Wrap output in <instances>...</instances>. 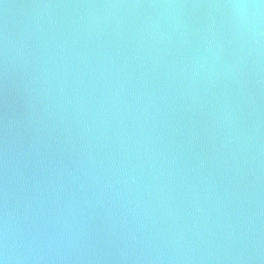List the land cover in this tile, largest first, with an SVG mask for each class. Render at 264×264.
I'll return each instance as SVG.
<instances>
[{"label": "water", "instance_id": "95a60500", "mask_svg": "<svg viewBox=\"0 0 264 264\" xmlns=\"http://www.w3.org/2000/svg\"><path fill=\"white\" fill-rule=\"evenodd\" d=\"M260 0H0L5 264H264Z\"/></svg>", "mask_w": 264, "mask_h": 264}, {"label": "clouds", "instance_id": "9594fccd", "mask_svg": "<svg viewBox=\"0 0 264 264\" xmlns=\"http://www.w3.org/2000/svg\"><path fill=\"white\" fill-rule=\"evenodd\" d=\"M261 5H264V0H260V4L259 5H246V4H235L233 5L234 8H245V7H259ZM0 264H5V261L3 259H0Z\"/></svg>", "mask_w": 264, "mask_h": 264}]
</instances>
